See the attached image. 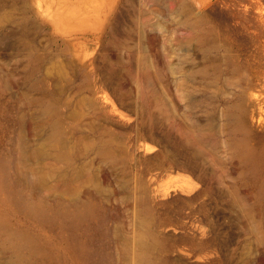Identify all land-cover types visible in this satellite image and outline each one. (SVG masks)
Segmentation results:
<instances>
[{
	"label": "rangeland",
	"instance_id": "1",
	"mask_svg": "<svg viewBox=\"0 0 264 264\" xmlns=\"http://www.w3.org/2000/svg\"><path fill=\"white\" fill-rule=\"evenodd\" d=\"M0 264H264V0H0Z\"/></svg>",
	"mask_w": 264,
	"mask_h": 264
},
{
	"label": "bare ground",
	"instance_id": "2",
	"mask_svg": "<svg viewBox=\"0 0 264 264\" xmlns=\"http://www.w3.org/2000/svg\"><path fill=\"white\" fill-rule=\"evenodd\" d=\"M199 37L200 38L198 40V44H199V46L204 47V39H203L204 37L203 36H199ZM12 242L15 245V247L17 249H19V250L28 248L31 251V249H32L31 248V244L28 242V240H25L23 236L19 235V237L16 240L12 241ZM145 258H146V256H142L143 260H145Z\"/></svg>",
	"mask_w": 264,
	"mask_h": 264
}]
</instances>
